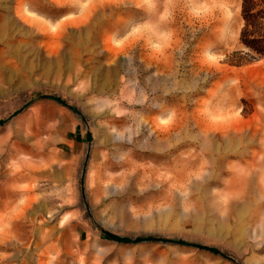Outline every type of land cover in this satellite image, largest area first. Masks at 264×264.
Instances as JSON below:
<instances>
[{"label": "rangeland", "instance_id": "374dc122", "mask_svg": "<svg viewBox=\"0 0 264 264\" xmlns=\"http://www.w3.org/2000/svg\"><path fill=\"white\" fill-rule=\"evenodd\" d=\"M240 2L0 0V264H264V58L228 62ZM73 122L92 141L62 161Z\"/></svg>", "mask_w": 264, "mask_h": 264}, {"label": "trees", "instance_id": "16d2710c", "mask_svg": "<svg viewBox=\"0 0 264 264\" xmlns=\"http://www.w3.org/2000/svg\"><path fill=\"white\" fill-rule=\"evenodd\" d=\"M240 16L239 43L243 50L233 52L228 59L235 66L264 58V0H241Z\"/></svg>", "mask_w": 264, "mask_h": 264}, {"label": "water", "instance_id": "95a60500", "mask_svg": "<svg viewBox=\"0 0 264 264\" xmlns=\"http://www.w3.org/2000/svg\"><path fill=\"white\" fill-rule=\"evenodd\" d=\"M41 98L53 100V101L57 102L58 104H61L62 106H65V107L69 108L70 110H72L73 112L79 114V112L76 109L70 107L63 99H61L59 97L52 96V95H43V96H41ZM28 105L29 104L25 105L24 108H26ZM20 111L21 110L16 111L11 117L16 116ZM3 123H4V121H0V125H2ZM86 140H87V143L90 145V143L92 141V135L90 132H87ZM84 171H85V166H84L83 172ZM81 183H83V179H82ZM102 233L105 237H107L111 241H113L115 243H119V244H140V243L154 242V243H161V244L181 245V246H187V247H192V248H196L199 250L208 251L214 255H220L223 258L232 260L229 256L223 254L222 252H220L216 248L205 246L202 244L188 243V242H185L183 240H174V239H168V238H162V237H152V236L129 238V237H122V236L113 234V233L108 232V231H102Z\"/></svg>", "mask_w": 264, "mask_h": 264}, {"label": "crops", "instance_id": "0c3cea01", "mask_svg": "<svg viewBox=\"0 0 264 264\" xmlns=\"http://www.w3.org/2000/svg\"><path fill=\"white\" fill-rule=\"evenodd\" d=\"M87 132H85L80 124L73 122L71 127L62 135L60 147L58 148V156L62 161H76L79 159L86 148ZM70 239L75 245H79L83 240V232L76 226L69 229Z\"/></svg>", "mask_w": 264, "mask_h": 264}]
</instances>
